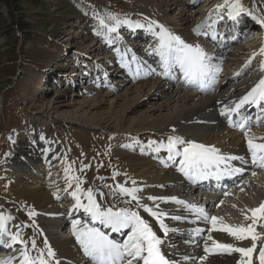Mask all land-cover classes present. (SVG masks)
<instances>
[{
  "label": "bare ground",
  "instance_id": "1",
  "mask_svg": "<svg viewBox=\"0 0 264 264\" xmlns=\"http://www.w3.org/2000/svg\"><path fill=\"white\" fill-rule=\"evenodd\" d=\"M146 2L152 7L155 5L157 9L160 5L159 0H146ZM241 3L247 11L238 17L250 16L248 13H252L256 17L264 18V0L258 2L263 8V13L255 9V12H252L249 5L245 3V0H241ZM254 5L256 6V2ZM152 10L149 9L151 16L148 15L146 21L139 22L144 27L138 28L137 32L146 33L147 37H157L156 33L159 32V29L155 25H153L151 30L148 27L150 21H155L173 34L179 35L187 43L200 45L212 57V65L218 66L220 69L216 73L218 87L211 88L206 85L204 90H201L200 87L177 85L172 80L173 78L171 80L166 78V75L174 73V69L165 74L162 67L163 74L158 75L154 68L151 69L150 64H148L147 69L142 70L141 64L136 61L137 58L134 61L133 56L139 55L142 52L146 53L147 56L143 60L145 61L152 55L148 53L149 49L143 45L134 44L138 40L137 42L136 40L133 41L132 44H129V39L125 40V42L123 41V46L129 45L133 48L131 52H127L128 61L120 65L123 68L121 72L127 73V77H124L123 81L109 87L107 91L111 92L105 94L99 92L95 97L87 99L81 104V108L86 105L90 106V110L81 109L73 114L69 112L64 118L70 123L81 124L83 128L88 130L99 129V127L104 125L107 128L106 131L112 136L114 143L111 151L114 156V164L128 178L124 179V176L121 178L118 173L115 179L113 177L109 178L110 181L99 179L87 187L94 190L97 194L98 202L104 207L115 206L116 209L131 208L132 210H138L135 208V202L131 204L125 203L130 198L119 194L118 190H116V185L118 184L129 188H141L143 191L138 193L141 197L148 195L176 197L180 201L185 197H191L192 194L189 193L183 184L185 176L179 171L181 157L177 156L174 160H169L167 150L163 148L158 149L159 144H166L167 138L170 135H179L185 140H192L214 147L211 142L219 140L218 135L227 130V117L221 115V110L225 107H234L235 103L239 102L240 98L246 95L260 79H264V55L260 53V49L264 47V27H261L260 36L250 34L244 37V39L241 37L238 40V42L240 40L247 41L246 46L243 48L245 55L241 58L240 54L242 55V53L240 52V48L234 47V45L237 46L239 43L229 44L230 41L235 40L233 35H226L227 40L221 41L220 44L222 46L225 43L224 48L220 49L211 42L212 39H216L217 41L218 39L212 33L206 37V30L204 29L202 31L205 34L201 31L200 35L195 34L190 29L187 33V30L180 31V26L175 22L177 20L169 16L171 9H169V13L162 11L161 17L153 14ZM186 13L187 10L184 9L178 15L179 22L187 25L189 18L183 17ZM105 14L100 13L105 22L112 25L113 21L107 19L109 14ZM211 19H207L206 28H209V25L217 24V19ZM134 22L132 23L133 26L138 23ZM125 25L129 27L127 24ZM125 25L122 27H125ZM120 26L118 27L119 32L122 31V27L120 28ZM129 28L131 29V27ZM192 33L196 36V40L192 39L194 35L190 37ZM119 34L116 37H120ZM128 37H132V33ZM137 37L138 33L133 36L135 39ZM190 39L193 41L191 42ZM226 49L229 51L227 52ZM102 51V46L98 45L90 53L91 57H93L92 61L95 58L96 61L99 59L101 61L100 57L104 59L105 54L94 57L98 52ZM106 59L107 56L105 55ZM86 64H89V62H86ZM123 65H127V67ZM159 66L161 68L162 65ZM105 73L107 75L108 70ZM104 82H100L99 87L104 86ZM122 87V90L114 92L112 96L113 90H118ZM111 96L114 103L109 104L108 108L102 112L104 106L108 104L106 98ZM248 107V104L242 106L238 110V113L240 112L242 115L247 116L252 111H246ZM52 109L54 110L55 108L52 107ZM263 110L261 107L256 109L255 112L264 114ZM55 114L58 115L60 113L55 111ZM173 129L176 131L173 132ZM251 132L262 135L264 133V126L257 131L251 130ZM39 139L44 144H39L35 149L33 148L34 156H27L26 154L27 157H24L23 161L12 162L14 159L12 157L16 153L17 148L14 139L11 138L10 153L6 161L9 167H7L6 173L9 175V179L14 181L16 185H19V181L25 180L27 176L42 174L45 171L52 170L61 159L62 152L59 155V149L55 145L50 146L48 144L49 140H45L42 137H39ZM153 141L156 143H151ZM257 142L261 143L258 140ZM219 151L226 156L235 155L244 157L248 154L245 138L242 142L238 140L234 141L226 149H219ZM155 167L159 171L156 173V178L154 177L156 179L154 183H148L137 175L133 176L135 171L140 170L142 173L144 170L154 169ZM132 181H135L136 184L133 185ZM106 185H111L112 187L109 188ZM61 188H58V194L55 192L56 194L50 193L48 196L46 195L47 197H44L45 199L41 204L38 202L32 203V199H30L29 202L32 205L10 207L0 201V214L12 218L7 223L8 233L12 234L20 231L23 238L29 242V252L31 255H36V252L31 250V240L35 238L38 248H43V241L47 238L49 244L55 250L60 264H91L89 258L84 256L80 246L76 243L74 236L70 239L64 238L65 230H68L69 236L72 235L69 229H72L73 220H80V227L88 224L90 227L100 228L101 231L109 234L111 239L117 242H123L127 238V230L118 232L122 233L118 237L110 228L104 227L99 223L95 225L91 224L90 217L83 209H74L73 199L72 205L68 208L55 207L54 203L60 199V192L64 190ZM100 193L104 194L103 197L100 196ZM41 194L39 195L40 197L45 196V194ZM84 202L86 203L87 201ZM141 202L151 204L150 201L144 199ZM261 202H264V173H257L253 177H248L241 187L231 193V197L224 201L220 199L210 201L206 204L205 208L209 216L222 217L225 223L239 224L245 222L243 214L247 213V210L250 208L258 207ZM160 208L168 212L169 216L182 217L178 221L170 218L165 221L170 228L178 229V231L169 232L167 237H163L164 244L161 245L162 251L168 259L176 261V264H200L199 257L204 255V241L207 238V229L210 225L206 221L195 217L188 209H184L183 205L174 202L160 203ZM31 210H34L37 215L30 219L28 213ZM139 211L153 224L154 230L158 229V225H156L154 220L147 217V214L143 213L142 209H139ZM33 220L38 225L39 230H42L43 235L38 234L37 228L33 226ZM196 229H204L205 231L198 236L196 235ZM258 231L264 232V229L258 228ZM158 234L163 236V233L158 232ZM212 235L221 242L237 243L225 233L213 232ZM3 238L8 243L11 242L9 236H4ZM243 243L247 244L248 242L245 241ZM2 247L5 250L2 254L4 256L9 255V258L7 260L1 258L0 261L11 260L12 264H20V250L24 245L12 244L9 247L5 243ZM185 256L189 257V259L185 260ZM236 259L237 254L231 256L227 254L210 255L204 264H236Z\"/></svg>",
  "mask_w": 264,
  "mask_h": 264
},
{
  "label": "rangeland",
  "instance_id": "2",
  "mask_svg": "<svg viewBox=\"0 0 264 264\" xmlns=\"http://www.w3.org/2000/svg\"><path fill=\"white\" fill-rule=\"evenodd\" d=\"M222 1L159 0L158 9L155 5H149L146 0H11L12 9L0 3V201L10 207L28 206L32 205L31 202L41 204L50 193L58 194V188L62 187L64 190L60 192L57 204L54 203L55 207H70L73 199L70 192L74 189L75 182L73 189L66 191L65 168L69 166L73 169L72 175L85 181L82 185L85 189L99 179L110 181L109 178L118 173L121 178L124 176L126 179L127 175L114 164L111 151L114 142L106 131V126L88 130L81 124L64 119L69 112L73 114L81 109L90 110V106L81 108V104L99 92H111L107 91L109 87L127 77V73L121 72L123 68L120 65L115 64L113 67V64L125 63L130 48L119 43L121 38L100 25V13L114 15L122 21L131 20L132 24L134 21H146L148 15L151 16L149 9H153V14L158 17H161L162 11L169 13L171 9L169 16L177 20L175 22L180 26V31L187 30V33L189 29L193 31L197 25H202L201 31L204 29L207 32L205 24L209 14L211 20L227 15L226 9L219 13L215 11ZM258 2L260 0H245L252 12L255 9L263 13ZM19 6L22 10H19ZM184 9L187 13L183 17L189 18L187 25L179 22L178 14ZM24 24H27V31H30L27 34L21 31ZM250 34L260 36L261 33L252 30ZM193 35L194 33L190 34V37ZM154 37L142 38L134 44L150 48L149 51L154 56L146 59V62L154 63L156 72L160 75L161 70L157 68V65L160 67V59L155 54L159 41L158 37ZM192 39L196 40V36ZM111 43L118 45L111 48ZM246 44L247 41L242 40L237 46L234 45L240 48L241 58L245 55L243 48ZM98 45L102 46L103 51L94 57L105 54L107 65L113 68L108 69L107 75L102 76L105 72H100L99 78L83 84L85 60L92 63L94 69L101 68L100 59L91 61L93 57L90 55ZM144 54L140 53L137 60L145 58ZM105 55L104 59L100 57L101 61H105ZM101 78H106L108 83L104 82L105 85L101 87L100 84L94 85ZM122 89L123 87L113 90L112 96ZM112 96L106 98L108 104L102 112L113 102ZM55 111L60 114H55ZM89 131L91 133H87ZM220 134L219 140L211 142L217 149H226L237 140L242 142L241 136L228 130ZM39 137L49 140L50 146L55 145L59 149V155L62 152L61 159L52 170L27 176L16 185L6 173L9 167L6 161L10 153V140L14 139L17 148L12 157V162H16L35 155L33 148L44 144ZM158 171L157 167L144 170L143 174L138 170L133 176L137 175L148 183H154ZM41 193L45 196L40 197Z\"/></svg>",
  "mask_w": 264,
  "mask_h": 264
},
{
  "label": "snow or ice",
  "instance_id": "3",
  "mask_svg": "<svg viewBox=\"0 0 264 264\" xmlns=\"http://www.w3.org/2000/svg\"><path fill=\"white\" fill-rule=\"evenodd\" d=\"M224 9L227 10V16L231 20H235L247 11L241 0H223L222 4L216 6L215 11L219 13ZM248 15L251 16L256 24L264 27V18L256 17L252 13H248ZM210 18L211 14H209ZM220 18L222 19L223 17L221 16ZM107 19L113 21L111 26L105 23L104 18H99V23L102 27L107 28L109 33H115L122 24L133 27L130 21H122L111 14L107 16ZM153 25L159 29V32L156 33L159 43L155 48V54L159 56L165 74L174 68H178L186 83L196 85L201 90H204L206 85L211 86L216 82V73L220 69L218 66L212 65V57L200 45L187 43L179 35L173 34L155 21L149 22V30L152 29ZM134 27L142 28L144 25L137 23ZM202 27V25H197L193 30L195 34L200 35ZM260 53L264 55V47L260 49ZM133 60L135 61V56H133ZM123 66L127 67V65ZM261 101H264V79H260L246 95L240 98L239 102L235 103L234 107L222 109L221 115L227 117L230 126L237 127L244 133L247 151L251 156V164L257 168L264 169V143H258V138L248 135V118L234 123L231 116L232 113H237L242 106L246 104L259 105ZM172 131L175 132L176 130L173 129ZM151 143L156 142L153 141ZM159 148L167 150L169 160H174L177 156L181 157L179 171L189 180H194L197 177H206L212 172L220 173L221 166H223V171L229 174L241 173L244 169L233 167L230 162L234 160H240L243 164L249 162L242 156H226L215 147L192 140H185L179 135H170L167 138V143H160ZM83 170L82 168L81 171ZM72 172L71 166L65 168L66 191L67 189H73V182H75V187L70 192L74 200V209H83L90 217L93 225L99 223L104 227L110 228L114 233L127 230V238L123 242H117L109 238V235L101 231L100 228L90 227L88 224L80 227L81 221L73 220L72 235L75 237L76 243L80 246L84 256L91 261V264H176V261L167 258L161 248V245L164 244L163 237H167L169 232L178 231V229L170 228L165 221L169 218L177 221L182 219L180 216H169L168 212L160 208V203L168 202L183 205L210 225L207 229V238L204 241V255L199 257L200 264H204L210 255L220 254L229 256L237 254L236 264H264V232L258 231V228L264 229V202H261L258 207L248 209L247 213L243 214L244 223L229 224L225 223L222 217L208 216L203 208L196 205H187L176 197L154 195L141 197L138 195L139 192L143 191L141 188H129L118 184L116 185V190H118L119 194L130 198L125 203L131 204L135 202V208L138 210H132L131 208L116 209L115 206H102L98 202L97 194L94 190L92 188H83L82 185L85 181L79 176L72 175ZM256 174V172L252 173L253 176ZM115 175L113 179H115ZM217 178H219V175H217ZM132 184L135 185L136 182L132 181ZM106 187L111 188L112 186L106 185ZM103 195V193H100L101 197ZM142 199L150 201L151 204L142 203ZM84 201L87 202L85 203ZM139 209H142L143 213L147 214V217L155 221L158 229L154 230L153 224L141 214ZM28 215L31 219L37 213L31 210ZM10 219H12L10 216L0 214V244L7 243L9 247L12 244L24 245L20 250V264H60V260L57 258L56 252L49 244L47 238L43 241V248H38L35 238L31 240V250L36 252V255H31L29 242L23 238L20 231L12 234L8 233L7 223ZM33 226L37 228L38 234L43 235L42 230H39L34 220ZM195 231L196 235L199 236L205 230L196 229ZM158 232L163 233V236L159 235ZM213 232L225 233L237 243L221 242L213 237ZM4 236H9L11 242L5 241L3 239ZM245 241L248 243H243ZM184 259L187 260L189 257L185 256ZM0 264H12V262L11 260L0 261Z\"/></svg>",
  "mask_w": 264,
  "mask_h": 264
},
{
  "label": "trees",
  "instance_id": "4",
  "mask_svg": "<svg viewBox=\"0 0 264 264\" xmlns=\"http://www.w3.org/2000/svg\"><path fill=\"white\" fill-rule=\"evenodd\" d=\"M0 3H4L6 6L11 8V0H0ZM19 10H22V7L19 6ZM2 16H0L1 19ZM21 31L25 34L29 33L30 31H27V24H24V27H21Z\"/></svg>",
  "mask_w": 264,
  "mask_h": 264
}]
</instances>
